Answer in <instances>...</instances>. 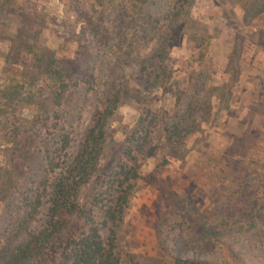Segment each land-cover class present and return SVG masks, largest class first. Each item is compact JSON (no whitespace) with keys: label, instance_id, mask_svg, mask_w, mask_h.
Listing matches in <instances>:
<instances>
[{"label":"rangeland","instance_id":"rangeland-1","mask_svg":"<svg viewBox=\"0 0 264 264\" xmlns=\"http://www.w3.org/2000/svg\"><path fill=\"white\" fill-rule=\"evenodd\" d=\"M60 80L78 87L57 107ZM114 99L78 202L122 264H183L176 235L264 221V0H0V244L63 133L76 154ZM132 158L115 224L92 203Z\"/></svg>","mask_w":264,"mask_h":264},{"label":"trees","instance_id":"trees-1","mask_svg":"<svg viewBox=\"0 0 264 264\" xmlns=\"http://www.w3.org/2000/svg\"><path fill=\"white\" fill-rule=\"evenodd\" d=\"M59 84L57 107L72 87H78L73 80H60ZM117 104L118 99L108 102L97 122L87 130L76 154L71 153V134L63 133L58 148L41 168L39 185L18 206L12 226L0 244V264H122L114 238L107 244L95 216L82 211L78 202L81 189L100 165L107 139L106 124ZM166 133L172 142L182 130L177 124ZM148 144L146 135L142 145ZM140 169L137 160L130 159V165H121L108 180L106 190L98 192L92 206L103 213L106 221H122L140 180ZM109 199L111 205L106 208L104 204ZM203 231L188 238L176 235L169 242L175 243L176 251L186 253L185 258H179L183 264H233L236 258L240 264H264V221H225L215 228L207 225Z\"/></svg>","mask_w":264,"mask_h":264}]
</instances>
